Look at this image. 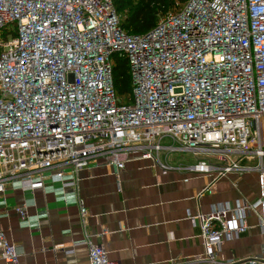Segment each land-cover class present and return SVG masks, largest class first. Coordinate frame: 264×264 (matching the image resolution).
<instances>
[{"label": "built area", "instance_id": "obj_1", "mask_svg": "<svg viewBox=\"0 0 264 264\" xmlns=\"http://www.w3.org/2000/svg\"><path fill=\"white\" fill-rule=\"evenodd\" d=\"M116 1L0 0V194L59 183L68 202L81 170L122 171L135 158L164 173L264 179V0H177L142 33L124 28ZM118 60L128 66L129 93L115 88ZM177 153L193 161H166ZM77 200L85 264H120L91 240L90 212ZM14 208L27 222V206ZM263 209L264 188L252 201L191 216L203 258L222 264L224 242L249 229L250 213L264 233ZM0 258L21 263L1 226Z\"/></svg>", "mask_w": 264, "mask_h": 264}, {"label": "crops", "instance_id": "obj_2", "mask_svg": "<svg viewBox=\"0 0 264 264\" xmlns=\"http://www.w3.org/2000/svg\"><path fill=\"white\" fill-rule=\"evenodd\" d=\"M170 157L168 163H181ZM188 157L185 161L192 162ZM263 188L264 179L255 171L224 177L181 170L164 173L152 160L135 158L122 171L104 165L81 170L76 185L66 189L68 202L62 199L59 183H47L34 193L10 187L0 194V226L16 244L20 264H85L88 248L75 244L85 238L80 198L90 212L88 235L104 245L112 260L210 264L203 258L200 226L191 216L208 213L218 203L252 201ZM21 204L27 206V222L14 208ZM248 224L245 233L224 242L222 264H241L254 256L263 257L258 264H264V233L258 216L250 213ZM70 249L74 252L65 253ZM0 264L8 263L0 258Z\"/></svg>", "mask_w": 264, "mask_h": 264}, {"label": "trees", "instance_id": "obj_3", "mask_svg": "<svg viewBox=\"0 0 264 264\" xmlns=\"http://www.w3.org/2000/svg\"><path fill=\"white\" fill-rule=\"evenodd\" d=\"M117 0V10L126 14L124 28L131 33H142L153 28L159 16L169 7L168 0ZM115 88L121 94L131 92L132 81L125 60H118L114 68Z\"/></svg>", "mask_w": 264, "mask_h": 264}, {"label": "rangeland", "instance_id": "obj_4", "mask_svg": "<svg viewBox=\"0 0 264 264\" xmlns=\"http://www.w3.org/2000/svg\"><path fill=\"white\" fill-rule=\"evenodd\" d=\"M137 0L134 1V3H136ZM169 2V7L170 9H173L174 6L176 5V2L177 0H168ZM124 16L126 17V14L124 13ZM173 158H176L177 160V163H180V161L182 160H185V159H188L189 160V157L184 154V153H177V154H172L171 157H170V160H174ZM172 162V161H171Z\"/></svg>", "mask_w": 264, "mask_h": 264}]
</instances>
